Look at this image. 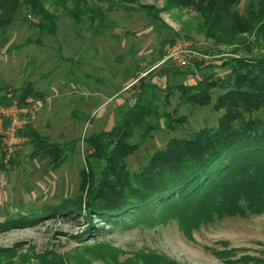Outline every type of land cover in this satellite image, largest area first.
Here are the masks:
<instances>
[{
    "label": "rangeland",
    "instance_id": "374dc122",
    "mask_svg": "<svg viewBox=\"0 0 264 264\" xmlns=\"http://www.w3.org/2000/svg\"><path fill=\"white\" fill-rule=\"evenodd\" d=\"M257 1L240 0L237 10L244 14L248 3ZM164 2L135 0L130 7L106 12L102 23L91 25L85 15L79 23L46 2V9L57 17L54 34L41 30L39 18L29 12L5 29L0 89L7 90L2 95L13 94L16 83L30 81L44 98L32 100L39 101L41 108L34 120L16 129L12 152L2 146L0 134V224L29 220L41 212L32 226L1 225L0 248L13 249L29 259L28 264H153L156 257L175 264H226L245 255H263L264 213L202 224L187 236L171 219H126L125 224L113 225L85 212L82 187L100 172L87 141L92 134L118 125L136 99L149 98V91L139 87L140 78L162 89L167 81L170 86L194 84L207 72L197 71L194 62L214 65L215 75L223 77L230 71L220 67L223 59L250 55L244 47L233 51L236 46L215 45L205 38L202 19L194 10H165ZM67 7L70 11L73 4ZM177 42L200 54V61L190 56L168 59V49ZM252 47V54L264 53V48ZM190 70L195 74H188ZM177 72L183 73L173 75ZM166 92L167 97L153 103L154 115L183 121H174L173 131L154 129L141 135L142 130H136L129 143L137 150L126 158L130 172L144 166L168 139L215 127L223 112L212 109L213 101L204 106L186 103L180 89ZM21 107L28 108L29 103ZM154 115L148 118L152 123ZM29 127L48 142L66 147L64 152L55 161L36 154L25 135ZM13 159L16 163L10 165ZM64 201L65 210H53Z\"/></svg>",
    "mask_w": 264,
    "mask_h": 264
},
{
    "label": "trees",
    "instance_id": "16d2710c",
    "mask_svg": "<svg viewBox=\"0 0 264 264\" xmlns=\"http://www.w3.org/2000/svg\"><path fill=\"white\" fill-rule=\"evenodd\" d=\"M133 1L0 0V49L5 45V29L19 19L23 20L24 12L39 18L37 26L41 30L49 34L56 32L57 17L46 9V2L54 9L61 7L79 23L80 17L85 15L91 25L96 21L102 23L106 12L130 7ZM164 1L165 10H194L202 19L205 38L212 39L215 45L236 46L233 51L244 47L250 55L223 59L220 67L230 69L223 77L215 75L214 65L194 62L197 71H207L205 77L194 84L179 82L170 86L167 81L162 89L156 84H146L140 78L139 87L149 91V98L146 101L140 97L136 99L118 125L92 134L88 139L87 144L94 148L90 157L99 163L100 172L98 178H93L82 188H86L85 212L88 216L92 214L113 225L125 224L126 219L163 222L171 219L190 236L191 231L202 224L264 213V116L261 115L264 108V53H251L253 45L264 48V0L249 2L244 14L237 10L240 0ZM68 3L73 4L70 11ZM187 72L195 74L194 70ZM180 73L183 72L173 75ZM167 88L180 89L186 95V103L204 106L213 101L212 109L223 112L215 127L200 128L187 137L168 139L164 148L155 151L144 166L130 172L126 158L137 150L135 144L129 143L136 130H142L141 135L154 129L173 131V122L183 121L168 114L154 115L152 105L169 95ZM13 95L23 108L21 106L27 105L28 100H35L41 93L32 83L26 82L14 87ZM9 102L6 94L0 97V104ZM152 115L154 123L149 120ZM30 129L25 135L36 154L41 153L43 158L53 157L55 161L58 154L64 152L66 147L48 142ZM15 163L14 159L9 162L10 165ZM66 205L64 201L53 210H65ZM37 216L29 220H6L0 226L20 223L32 226ZM28 260L11 248H0V264H28ZM154 261L153 264H175L160 257ZM226 264H264V253L262 256L245 255L226 261Z\"/></svg>",
    "mask_w": 264,
    "mask_h": 264
},
{
    "label": "built area",
    "instance_id": "2783aa9c",
    "mask_svg": "<svg viewBox=\"0 0 264 264\" xmlns=\"http://www.w3.org/2000/svg\"><path fill=\"white\" fill-rule=\"evenodd\" d=\"M186 44L177 42L172 48L168 49V59L178 60L185 56L200 61V54L185 50ZM182 54V55H180ZM6 98L10 101L7 105L0 104V134L3 135V147L8 153L12 152L11 146L15 145V131L27 122L34 120L36 113L41 108L39 101L29 100L28 108H20L18 101L12 93H8Z\"/></svg>",
    "mask_w": 264,
    "mask_h": 264
},
{
    "label": "crops",
    "instance_id": "0c3cea01",
    "mask_svg": "<svg viewBox=\"0 0 264 264\" xmlns=\"http://www.w3.org/2000/svg\"><path fill=\"white\" fill-rule=\"evenodd\" d=\"M11 74V73H10ZM11 82L12 81H10L9 83L11 84ZM28 82H30V81H28ZM24 83H26V82H23V83H16V86L15 87H18V86H20V85H22V84H24ZM30 83H32L33 84V82H30ZM33 86H34V84H33ZM34 89H35V87H34ZM36 90V89H35ZM37 91V90H36ZM37 92H40V91H37ZM1 95H2V90L0 89V97H1ZM44 98V96H43V94L41 93V95H40V97H38L37 98V100H41V99H43ZM31 100V99H30ZM48 101V98H45V102H47ZM41 134V133H40ZM45 134H47V133H45ZM48 135V134H47ZM45 136V135H44Z\"/></svg>",
    "mask_w": 264,
    "mask_h": 264
}]
</instances>
